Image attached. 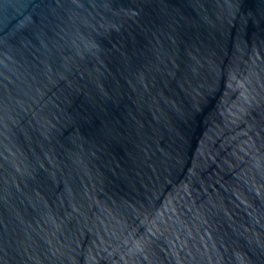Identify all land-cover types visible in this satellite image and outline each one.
<instances>
[{"label":"water","instance_id":"water-1","mask_svg":"<svg viewBox=\"0 0 264 264\" xmlns=\"http://www.w3.org/2000/svg\"><path fill=\"white\" fill-rule=\"evenodd\" d=\"M0 264H264V0H0Z\"/></svg>","mask_w":264,"mask_h":264}]
</instances>
